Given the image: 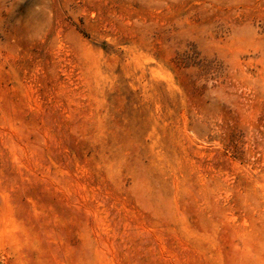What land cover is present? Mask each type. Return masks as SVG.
<instances>
[{
  "label": "rangeland",
  "instance_id": "1",
  "mask_svg": "<svg viewBox=\"0 0 264 264\" xmlns=\"http://www.w3.org/2000/svg\"><path fill=\"white\" fill-rule=\"evenodd\" d=\"M0 264H264V0H0Z\"/></svg>",
  "mask_w": 264,
  "mask_h": 264
}]
</instances>
